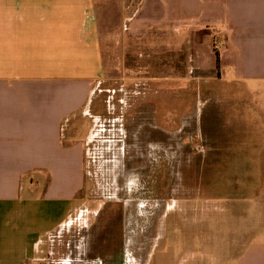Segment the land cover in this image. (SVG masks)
Wrapping results in <instances>:
<instances>
[{"label":"crops","instance_id":"obj_1","mask_svg":"<svg viewBox=\"0 0 264 264\" xmlns=\"http://www.w3.org/2000/svg\"><path fill=\"white\" fill-rule=\"evenodd\" d=\"M112 43L121 69L130 60L151 75L173 73L179 59L190 72L216 70L264 112V0H0V264H108L112 238L75 223L91 135L84 116ZM224 165L211 168L262 167ZM245 192L149 216L145 247L132 233L146 252L136 264H264V192ZM172 215L174 237L170 224L153 227Z\"/></svg>","mask_w":264,"mask_h":264},{"label":"rangeland","instance_id":"obj_2","mask_svg":"<svg viewBox=\"0 0 264 264\" xmlns=\"http://www.w3.org/2000/svg\"><path fill=\"white\" fill-rule=\"evenodd\" d=\"M110 45L113 58L105 80L96 87L84 116L91 135L86 186L76 207L82 217L75 226H93L96 236L112 238L108 264L119 263L115 257L121 246L124 264H136L146 252L138 254L132 233L144 234L140 245L145 247L149 216L178 212L183 204L189 209L193 198L264 192V112L245 106L243 87L220 79L216 70L190 72L179 59L173 73L160 69L151 75L145 66L130 68V60L121 69V44ZM251 161L261 169L211 168L213 162L246 168ZM249 178L262 186L250 187L253 184L245 181ZM174 216L151 220L153 227L170 224L174 237L180 227Z\"/></svg>","mask_w":264,"mask_h":264},{"label":"trees","instance_id":"obj_3","mask_svg":"<svg viewBox=\"0 0 264 264\" xmlns=\"http://www.w3.org/2000/svg\"><path fill=\"white\" fill-rule=\"evenodd\" d=\"M216 59H217V69L220 70V55H219L218 52H217V57H216Z\"/></svg>","mask_w":264,"mask_h":264}]
</instances>
